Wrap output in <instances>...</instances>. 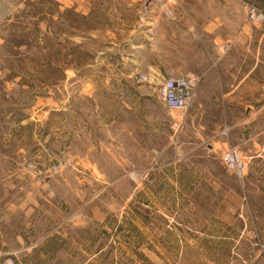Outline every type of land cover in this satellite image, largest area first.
I'll return each mask as SVG.
<instances>
[{
    "label": "rangeland",
    "instance_id": "rangeland-1",
    "mask_svg": "<svg viewBox=\"0 0 264 264\" xmlns=\"http://www.w3.org/2000/svg\"><path fill=\"white\" fill-rule=\"evenodd\" d=\"M213 1L0 0V262L264 264V1L179 29Z\"/></svg>",
    "mask_w": 264,
    "mask_h": 264
},
{
    "label": "crops",
    "instance_id": "crops-1",
    "mask_svg": "<svg viewBox=\"0 0 264 264\" xmlns=\"http://www.w3.org/2000/svg\"><path fill=\"white\" fill-rule=\"evenodd\" d=\"M241 1L242 0H229V1L217 0V1H213V3L209 2V6H207V5L206 6L194 5V6H189V7L183 8L182 10L178 9L181 13H183L186 16L184 22H187L188 18H191V19H193V21H195V22H193V25L190 22H187L188 23L187 26L185 25L186 23L185 24L183 23V24H181V26L178 25V27L181 30H182V28L183 29L188 28L189 30L190 29L204 30L207 32H209L210 30H218L222 27H225L224 25L228 21H232V20L234 21L235 20V18H233V16H236V13L240 12L239 7L241 4ZM259 1L261 2L264 0H259ZM254 2H255V0H254ZM218 4H219V7H217ZM258 7L261 8V10L264 13V4L263 5L258 4ZM234 8L235 9L237 8V10L235 11ZM186 18H187V20H186ZM258 23H260V22L258 21ZM147 25H149V24H147ZM245 28H246V26L243 27V29H245ZM209 33L211 34V32H209ZM194 37H196V34L194 35ZM217 38L222 39V41H225V39H226L223 36H218ZM263 38H264V23H263V27H262V36H261L260 41H259V48H258L257 59H256V63H258V64L263 60V57L260 54ZM196 60H203V58H197ZM187 74H190V73H187ZM187 74H184V75H187ZM249 74H250V72L245 74V76L243 77V80H241L236 86H234V89L231 90V92H234L237 89H239L240 86L242 85L244 79L249 77ZM179 76H183V75H179ZM259 81H260V79H259ZM262 95H264V93ZM263 105H264V100H263ZM259 107H260V105H258V108ZM252 110H253V106H250V105H246L243 108L245 116L242 117V123L241 124H246V122L250 119ZM257 169H264V151L258 153Z\"/></svg>",
    "mask_w": 264,
    "mask_h": 264
},
{
    "label": "built area",
    "instance_id": "built-area-1",
    "mask_svg": "<svg viewBox=\"0 0 264 264\" xmlns=\"http://www.w3.org/2000/svg\"><path fill=\"white\" fill-rule=\"evenodd\" d=\"M245 12L250 21H261L264 19L263 11L255 5L246 4ZM223 48H227V45H223ZM199 82L200 77L195 73L167 77L158 88V96L171 111L184 113L195 98L196 88ZM234 161L238 166H242V161L238 156H235ZM8 262L12 263V261ZM0 264L7 263L4 261L0 262Z\"/></svg>",
    "mask_w": 264,
    "mask_h": 264
}]
</instances>
